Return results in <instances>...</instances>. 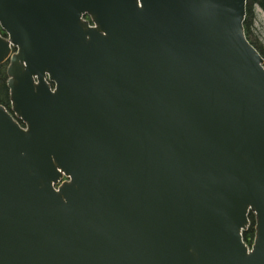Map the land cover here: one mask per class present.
Masks as SVG:
<instances>
[{
  "label": "water",
  "instance_id": "obj_1",
  "mask_svg": "<svg viewBox=\"0 0 264 264\" xmlns=\"http://www.w3.org/2000/svg\"><path fill=\"white\" fill-rule=\"evenodd\" d=\"M248 1L0 0V264H264Z\"/></svg>",
  "mask_w": 264,
  "mask_h": 264
},
{
  "label": "trees",
  "instance_id": "obj_2",
  "mask_svg": "<svg viewBox=\"0 0 264 264\" xmlns=\"http://www.w3.org/2000/svg\"><path fill=\"white\" fill-rule=\"evenodd\" d=\"M259 9L262 14H264V0H249L247 4V16L244 23L245 34L249 42L256 47L264 58V49L259 46L254 39L253 27L258 20V13L256 9ZM8 75H7V65H0V105L5 107L8 111L11 110V99L10 90L7 85ZM255 235V216L250 215V227L244 233V241L248 246H251L254 241Z\"/></svg>",
  "mask_w": 264,
  "mask_h": 264
},
{
  "label": "rangeland",
  "instance_id": "obj_3",
  "mask_svg": "<svg viewBox=\"0 0 264 264\" xmlns=\"http://www.w3.org/2000/svg\"><path fill=\"white\" fill-rule=\"evenodd\" d=\"M258 20L254 24L253 33L257 44L264 49V14L257 8Z\"/></svg>",
  "mask_w": 264,
  "mask_h": 264
},
{
  "label": "flooded vegetation",
  "instance_id": "obj_4",
  "mask_svg": "<svg viewBox=\"0 0 264 264\" xmlns=\"http://www.w3.org/2000/svg\"><path fill=\"white\" fill-rule=\"evenodd\" d=\"M2 34H4V33H2Z\"/></svg>",
  "mask_w": 264,
  "mask_h": 264
}]
</instances>
